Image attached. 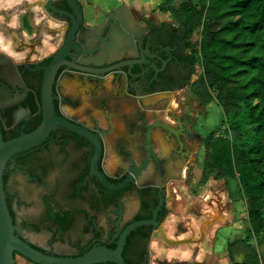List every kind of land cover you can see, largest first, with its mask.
Segmentation results:
<instances>
[{
	"label": "water",
	"instance_id": "95a60500",
	"mask_svg": "<svg viewBox=\"0 0 264 264\" xmlns=\"http://www.w3.org/2000/svg\"><path fill=\"white\" fill-rule=\"evenodd\" d=\"M122 0H0V264H213L225 182L180 180L200 142L163 119L190 62L133 37Z\"/></svg>",
	"mask_w": 264,
	"mask_h": 264
},
{
	"label": "trees",
	"instance_id": "16d2710c",
	"mask_svg": "<svg viewBox=\"0 0 264 264\" xmlns=\"http://www.w3.org/2000/svg\"><path fill=\"white\" fill-rule=\"evenodd\" d=\"M180 11L187 37L189 26L201 25L198 47L192 50L202 72L191 85L203 93L208 85L217 89L228 117L225 133H235L231 140L216 135L206 143L201 178L237 176L252 229L264 235V0H206L182 5ZM227 250L234 264L260 260L245 238L231 240ZM234 251H242L244 258L235 260Z\"/></svg>",
	"mask_w": 264,
	"mask_h": 264
},
{
	"label": "rangeland",
	"instance_id": "374dc122",
	"mask_svg": "<svg viewBox=\"0 0 264 264\" xmlns=\"http://www.w3.org/2000/svg\"><path fill=\"white\" fill-rule=\"evenodd\" d=\"M154 2L157 3L158 0ZM203 2H206V0H172L170 3H163L162 6L159 5L160 3L158 5L156 4L153 11L157 18L178 23L180 20L178 14L182 13L180 11L182 5L194 6ZM200 30V24H195L188 28V39L191 42V47L194 49L198 47ZM196 57L197 60L195 62L193 77L196 75L199 77L202 72L200 59L198 56ZM176 102L180 103L187 119H196L198 124L197 128L199 132L203 134V142L196 152V157L194 158L191 156L188 159L186 177L184 179L181 177V182L187 185L197 197H204L209 187L220 185L225 182L228 197L231 199L234 206L236 219L232 220L230 224H220L215 228L212 252L216 253L218 256L213 264H234L229 258L227 246L231 240L239 238H245L247 242L255 247L260 257L258 264H262L261 261H263L264 255V235L263 233H255L252 229L248 216V205L246 199L239 190V180L237 176L218 177L212 173L209 174L205 180L201 178L206 143L211 137L216 135H223L231 140L232 135L234 136L235 134L233 130H230L228 134L225 133L224 129L229 125L228 117L224 114L217 99V89L212 85H208V92L203 93L191 85L181 90H175L165 104V107L169 106L170 103L175 105ZM233 257L235 260L241 261L244 258V253L242 251H234Z\"/></svg>",
	"mask_w": 264,
	"mask_h": 264
},
{
	"label": "flooded vegetation",
	"instance_id": "af4514ba",
	"mask_svg": "<svg viewBox=\"0 0 264 264\" xmlns=\"http://www.w3.org/2000/svg\"><path fill=\"white\" fill-rule=\"evenodd\" d=\"M119 7L120 6L116 7L114 9V11L116 9H118ZM116 18L119 20L120 26L123 29H125L127 32H131L133 37L141 35L147 29L148 26L159 27V26L166 25V24H170V25L175 26L177 28L183 49H184L186 56L190 62V70H189L188 74L185 75L183 78L184 85L177 88L176 90H181L184 87L191 86V84L198 77L197 75L195 76L196 78L193 77L196 61L193 60V50L191 47V42L189 41L188 37L186 36L185 27L181 23H179V22L175 23V22L170 21V20H164L161 18H157L155 15L152 17L133 16L132 15L133 19L130 16L131 20L130 21L127 20L124 23L119 17H116ZM163 119L169 121L172 124L177 123V122H184L187 125V128L189 131L197 132L201 137L198 146L195 149L190 151L187 159L184 161V163L181 166L180 178L183 177V179H184L186 177V171H187V167H188L187 161H189L188 159L191 156H193L194 158L196 157V155H197L196 152L203 142V134H201L197 128L198 124L196 122V119H194V118L187 119L182 108H181V106H180V103H178V102H176L175 105L170 103L169 106L164 107Z\"/></svg>",
	"mask_w": 264,
	"mask_h": 264
},
{
	"label": "crops",
	"instance_id": "0c3cea01",
	"mask_svg": "<svg viewBox=\"0 0 264 264\" xmlns=\"http://www.w3.org/2000/svg\"><path fill=\"white\" fill-rule=\"evenodd\" d=\"M155 0H122L121 5H125L127 8V12L129 16H144V17H152L154 16V7L156 4L158 5L163 0H158L157 3L154 2ZM133 19V18H132Z\"/></svg>",
	"mask_w": 264,
	"mask_h": 264
}]
</instances>
